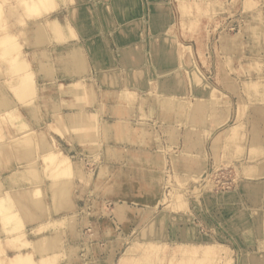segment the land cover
Instances as JSON below:
<instances>
[{"label":"rangeland","instance_id":"rangeland-1","mask_svg":"<svg viewBox=\"0 0 264 264\" xmlns=\"http://www.w3.org/2000/svg\"><path fill=\"white\" fill-rule=\"evenodd\" d=\"M5 1L0 0V5L7 24L0 28V36L4 33L11 41L4 38L5 44H2L0 40V49L29 44L25 40L20 44V37L10 32L9 21L14 17L24 27L31 20L42 23L43 27L39 25L42 32L47 30L49 21L58 22L46 16L47 11L49 14L56 9V0H36L38 11L26 12L23 19L19 13L14 14L19 7L11 9V0ZM177 8L192 24L203 25L202 32L197 34L203 55L201 50L198 53L203 57L196 60L194 50L183 45L186 40L177 32L155 34L156 42H170L174 48L160 49L157 53L159 60L150 67L148 98L138 97L133 91L127 96L131 91L127 88L105 98L100 92L98 76L92 80L83 76L42 84L36 81L30 62L36 56L47 58L41 61V70L43 65L51 69L50 50L35 52L23 47L21 53L10 59V65L1 63L0 100L3 96L8 98L9 106L21 116L15 119L14 125L8 118L0 119V144H5L0 149V174L7 176L3 179L4 192L10 197L21 193L25 205L17 209L22 219L19 229L7 230L0 237V244L4 252L8 248L10 259L20 251L35 264L51 263L52 255L45 252L50 247L46 245L38 247L45 252L38 259L32 252L22 250L30 246V239L36 235L41 237L35 242L45 241L44 237L48 236L45 231L52 226L49 202L44 194L45 188L52 190L53 187L47 184L52 178L44 173L52 172V168L46 170L45 161L38 154L45 142L71 160L69 173L67 169L56 172H62L58 176H70L69 183L63 187L68 189L67 196L73 189L74 198L81 203L77 212L82 217L78 234L86 242L80 243L79 249L88 255L92 248L89 240L96 243L94 247L99 246L98 223L94 220L109 213L112 206L108 204L105 208L104 196L98 189L100 153L125 148L124 160L116 163L119 178L142 187L151 180L147 162L141 164L132 155L137 138L162 141L163 146L152 147L171 155L170 159L153 163L158 170L153 174L154 184L160 188L158 205L150 209L154 217L126 236L125 245L115 260L119 259L118 264H255L256 259H264V0H178ZM228 22L235 29L230 30ZM194 35L189 34L187 40ZM14 61L19 62L18 66H26L25 69L11 72L10 68L17 67ZM117 72L126 79L124 84L134 83L128 81L126 70ZM27 83L33 87L34 95L21 103L17 95L25 91ZM146 99V106L153 113L151 128L135 122L140 121L135 109ZM110 106L119 107L123 116L107 111ZM109 114L113 118H108ZM19 119L28 123L31 130L30 146L22 144L26 154L22 148L17 150V141H12L29 129ZM19 123L22 128L18 127ZM31 167L38 172L34 174ZM15 169L21 170L27 179L11 180L9 174ZM37 185L39 196L34 190L23 194L26 188ZM124 188L134 190L136 186ZM125 194L135 195L132 191ZM27 196L28 200L33 197L32 200L25 201ZM13 225L16 226L15 222ZM17 240L23 241L20 247L11 244ZM6 259L0 260V264L11 263Z\"/></svg>","mask_w":264,"mask_h":264},{"label":"crops","instance_id":"crops-1","mask_svg":"<svg viewBox=\"0 0 264 264\" xmlns=\"http://www.w3.org/2000/svg\"><path fill=\"white\" fill-rule=\"evenodd\" d=\"M177 2L178 0H56V9L46 16L49 19H56L62 24L65 29L64 33H66L65 41H56L48 28L46 34H49H47L49 40L46 38L43 40V36L37 35H42L41 27L34 20L24 27L17 24L14 17L9 21L10 32L20 37V44L24 43V40L29 43L25 44L24 48L35 52L39 50L51 51L48 58L50 63H53L51 75L41 70V61L47 60V58L36 56L32 62L28 60L36 75V81H40L42 84L70 81L82 76H89L88 80H92L93 77L98 76L100 92L105 95V98H109L114 92L117 93L123 88L130 89L138 97L148 98L147 82L152 79L150 67L159 60L156 56L157 53L160 49L174 48L170 42H156L155 34L177 32L180 38L186 40L183 45L194 50L196 60L203 57L198 53V50H201L203 55V49L197 37L198 32H202L203 25L197 22L193 26L194 28H189L185 22L183 25L182 20H187V17L184 16L186 17L184 19L178 8L176 9ZM14 14H18L20 19H23V16L26 17L21 10ZM228 23L231 27L232 24ZM191 33L195 35L188 41V35ZM23 47L21 46V48ZM58 49L70 51L72 55L74 54L75 60H77V56L81 57L83 71L78 73L79 76L74 71L64 70L60 64L55 63L56 54L52 52ZM174 57L176 58V56ZM120 69L126 70L128 81L134 83L124 84L126 79H122L119 76L120 73L117 72ZM146 103L147 99L142 103V106L136 107L135 113L140 121L136 120L135 122L138 126H140L139 123H142L144 128H151L153 113ZM119 110V107L112 106L107 109L113 114L120 113L121 115ZM142 117L145 118L141 119ZM108 118L113 117L109 114ZM162 144V141L152 142L150 138H137L136 140L137 147L132 155H135L141 164L147 162V172L152 173L151 180L145 187L136 183L132 184L129 180L125 182L119 178L116 163L124 160L125 148L100 153L102 163L98 170L100 173L97 178L98 189L104 196L105 208L108 204L112 206H110L109 213L103 215L101 219L94 220L98 223L99 246L94 247L96 243L89 240L92 252L89 251L88 255L79 249L80 243L84 244L86 241H84V237L81 240L78 234L82 217L77 212L81 209V203L74 198V190L72 189L68 199L62 200L63 202L59 205L58 203L53 204L51 201L52 190L44 189L45 197L49 202L50 223H52L50 229L45 231L48 232L47 235L52 240V247L45 251L52 255L50 264H118L119 259L115 260L125 245L123 241L126 240V236H131L139 226L154 217V213L150 209L158 205L160 188L154 184L156 179L153 174L158 170L153 163L160 162L163 158L170 159L171 155L168 152L164 153L163 149L152 147L153 145L163 146ZM142 167L145 166L142 165ZM126 185L136 186V189L124 188ZM128 191L134 192L135 195L125 194ZM56 205L60 207L57 208L58 210L55 209ZM149 212L153 214L150 216ZM73 214L76 215L74 219L71 218ZM197 216L200 217L198 214ZM200 218L202 219V217ZM204 222L202 221L203 224ZM37 237L40 236L36 235L33 239L31 238L30 246L22 249L32 252L35 259L45 253L37 248L34 241ZM5 251L7 253L8 248Z\"/></svg>","mask_w":264,"mask_h":264},{"label":"bare ground","instance_id":"bare-ground-1","mask_svg":"<svg viewBox=\"0 0 264 264\" xmlns=\"http://www.w3.org/2000/svg\"><path fill=\"white\" fill-rule=\"evenodd\" d=\"M8 1V0H7ZM7 1H5V2H7ZM2 4V3H1ZM185 4V3H184ZM7 7V6H6ZM15 7H19L18 9L19 10H23L22 11V13H24L25 12V14H26V12H29V13H33V12H36V11H38V9H39V5H37V2H36V0H13L12 1V4H11V9L12 8H15ZM183 7V6H182ZM2 6L0 5V28H2V27H4L7 23H6V19H5V15L3 16V13H1L2 12ZM23 8V9H22ZM51 9H53V8H51ZM25 10V11H24ZM47 13H48V11H47ZM46 13V14H47ZM42 14V13H41ZM184 14V13H183ZM187 17V16H186ZM186 17H184V19H186ZM190 18V17H189ZM41 21V20H40ZM185 22V24H187L188 26H194L195 25V23H193L192 24V22H190L189 20H182V24ZM36 24V23H35ZM37 25H42V23H38L37 22ZM184 25V24H183ZM46 26H47V28L52 32V35H53V37L56 39V41H65V33H64V29L62 28V25L59 23V22H55L54 20H51V21H49V23H48V25L46 24ZM42 27H43V25H42ZM5 28V27H4ZM45 28V27H44ZM42 30V29H41ZM44 30V29H43ZM3 31H5V29L3 30ZM39 31V30H38ZM39 33V32H38ZM35 34H36V32H35ZM34 34V35H35ZM48 34V33H47ZM47 34H46V30L44 31V32H42V35L41 34H37L38 36H43V40H45V38L46 39H48V36H47ZM5 34L3 33V35L2 36H0L1 38H0V40H2V44H5V39H6V41H7V36H4ZM49 35V34H48ZM52 37V38H53ZM5 38V39H4ZM9 39V38H8ZM12 39V38H11ZM41 39V38H40ZM41 39V40H42ZM9 41H11L10 39H9ZM39 42H40V40H39ZM1 43V42H0ZM43 43V42H42ZM2 44H0V45H2ZM8 44H9V42H8ZM7 44V45H8ZM6 45V46H7ZM22 52V48H21V46H11V47H6V48H4V49H0V65H1V63L2 62H9V63H7L8 65H10L11 64V62H10V59L11 58H13V57H15V56H17L19 53H21ZM55 63H57V64H60V67H62V68H64V70L65 69H68V70H70V71H74V73H81L82 71H83V69H82V67H83V64L81 63L82 61H81V57L80 56H77V60H75V58H74V54L72 55L71 54V52L70 51H59V52H57L56 53V55H55ZM73 59V60H72ZM14 60V59H13ZM17 60V59H16ZM18 61V60H17ZM15 63V64H14ZM14 65H16V64H18L19 62H15L14 61ZM46 64V63H45ZM24 65V64H23ZM17 67H15V69H14V66L12 67V68H10V71L11 72H19L20 71V69L21 68H23L24 67V69H25V67L26 66H23V67H21L22 65H20L19 64V66L18 65H16ZM42 69H43V72H45L46 74H49L50 72H51V69H50V67H47L46 65H43L42 66ZM63 71V70H62ZM2 73H0V80H2ZM49 75H51V73L49 74ZM78 76H79V74H78ZM83 77V76H82ZM28 82V81H27ZM94 86V85H93ZM24 87H25V91L22 93V94H20V95H17V100L19 101V102H21V103H23V102H27V101H29L32 97H33V87L32 86H30V84H26V85H24ZM71 89V88H70ZM67 91H70V90H67ZM71 91H73V89H71ZM131 94H133V92L132 91H129L128 93H127V96L128 95H131ZM16 100V99H15ZM165 103H168V102H165ZM9 104H10V100H8V98H5L4 96L2 97V99L0 100V107H2L1 109H0V119H4L5 120V118H8L10 121V123H11V125L13 124H15L16 122H15V119L16 118H19V111L18 110H14L13 108H11L10 106H9ZM13 105V104H12ZM21 117V116H20ZM17 120V119H16ZM20 121H22L21 119H19ZM8 121V120H7ZM9 123V124H10ZM22 123H23V121H22ZM19 126L18 127H21L22 128V126L24 125V127L25 126H27V127H29V129H28V132H26V133H24V134H22L21 136L20 135H18V137L16 138V139H13L12 141H17V143H19L18 145H19V147H17V150L18 149H21L23 146H22V144L23 143H25L24 145L26 146L27 144L26 143H29V142H32V140H31V138H30V126H29V124L28 123H26L25 122V124L23 123V125L21 124V123H19L18 124ZM76 126V125H75ZM40 131V130H39ZM21 132V131H20ZM42 135V134H41ZM10 138H13L12 136L10 137ZM41 138V139H40ZM39 139L40 140H42L43 141V137H40ZM5 141H7L6 139H5ZM4 141V142H5ZM41 141V142H42ZM40 141H39V143H41ZM45 142V141H44ZM3 145H5L4 143H2ZM3 145H1L0 144V149H1V147L3 146ZM29 146H30V143L28 144ZM43 145V144H42ZM28 146V147H29ZM40 146H41V144L39 145V148H40ZM45 146V147H44ZM44 146H42V147H44V148H42L41 147V149H39V155L41 156V158H42V161L44 162L45 161V166H44V168L46 169V170H48V169H50V168H52V172H50V173H47V172H44V173H46V176H48L49 178L51 177L52 179L49 181H47V184H48V186L50 185L49 183H51V187H52V194H51V201H52V203L53 204H59L60 205V203L61 202H63L62 200H65V199H68V198H66V197H68L67 196V193H68V189L66 188V190H65V186H66V184L67 183H69V178H70V176H58V175H60V174H62V172H60V173H57L56 171H58V170H65V169H67V172L69 171V170H71V160L69 159V157L67 156V155H65L62 151H54L53 149H52V147H51V144H49L48 145V143H46L45 142V145ZM27 147V146H26ZM32 147V146H31ZM31 147L29 148V149H31ZM23 149V148H22ZM26 149H28V148H26ZM24 150V149H23ZM32 150V149H31ZM30 150V151H31ZM30 151L28 152V156H29V154H30ZM19 152H22V150H19ZM24 152H25V150H24ZM27 152H25V154H26ZM32 154H33V152H31ZM28 156H27V159H28ZM31 156H33V155H31ZM31 156L29 157V158H31ZM26 158V157H25ZM22 159V158H21ZM30 164H32L31 162H29ZM34 164H35V161H34ZM88 164V163H87ZM33 165V164H32ZM31 165V166H32ZM35 167V166H34ZM30 168V167H29ZM30 170H33V172H34V174H35V171L36 172H38V169H36V168H32L31 167V169ZM19 171H21V170H19V169H15V171L14 172H10V174H9V176L11 177V180H13V181H16V182H22L23 180H26L27 178H23L25 175H23L22 174V172H19ZM215 171V170H214ZM69 173V172H68ZM58 174V175H57ZM206 175V174H205ZM210 175V174H209ZM36 177L38 176V173H36V175H35ZM221 176V175H220ZM5 177H7V176H4V177H2L1 176V174H0V237H2L1 235L3 234V233H5L7 230L8 231H16L17 229H19V227H17V226H19L20 225V221H22V219H21V217H20V215L18 214V210L20 209V208H18V206L20 207L21 205H23V201H22V197L20 196V194H19V196L17 195H15V196H13V197H10V196H7V193H5L4 192V188H5V185L4 184H6L5 182H3V179L5 178ZM39 179V178H38ZM68 179V180H67ZM66 180L68 181V182H66ZM205 180V179H204ZM206 180H208V177L206 178ZM10 181V180H9ZM36 181V180H35ZM12 183V182H11ZM54 183V184H53ZM203 183V182H202ZM201 183V185H203ZM13 184V183H12ZM63 185H65L64 187H63ZM171 185V184H170ZM55 186V187H54ZM225 186V185H224ZM50 187V186H49ZM50 187V188H51ZM31 188V187H30ZM54 188V189H53ZM75 188V187H74ZM180 189V188H179ZM202 189V188H201ZM25 190V189H24ZM32 190H34V193L36 194V192H37V196H39V194L38 193H41V192H39L40 191V188H39V186L37 185V186H35L34 188H31V189H27L26 188V190H25V192L23 193V194H25L26 192H30V191H32ZM221 190V189H220ZM12 192V191H11ZM23 192V191H22ZM185 192V191H184ZM198 192V191H197ZM200 193V192H199ZM8 194H10V192H8ZM16 194V193H15ZM30 194V193H29ZM163 194V193H162ZM195 194V193H194ZM22 195V194H21ZM27 195H28V193H27ZM30 195H32V193L30 194ZM197 195V194H196ZM25 196V195H24ZM37 196H35V198L37 197ZM40 196H42V194H40ZM32 198L33 197H30V199L32 200ZM163 198V197H162ZM24 199H26L25 197H24ZM30 199L28 200V196H27V199L25 200V201H30ZM37 199V198H36ZM39 199H41V197H39ZM35 200V199H34ZM69 201V200H68ZM162 202V201H161ZM30 203V202H29ZM31 203H33L32 201H31ZM30 203V204H31ZM66 203V202H65ZM186 203V202H185ZM19 204V205H18ZM38 204H39V202H38ZM69 204V203H68ZM34 205V203L32 204V206ZM39 205H44V204H42V202H41V204H39ZM59 205L57 206L56 205V210H58L57 208L59 207ZM70 205V204H69ZM83 205V204H82ZM23 206H25V205H23ZM187 206V205H186ZM35 207H37V206H35ZM34 207V208H35ZM183 207V206H182ZM43 208H44V206H43ZM60 208V207H59ZM18 209V210H17ZM26 209H28V208H26ZM37 209V208H36ZM37 210H39V208L37 209ZM21 211H23V210H21ZM20 211V212H21ZM40 211H41V206H40ZM30 212V211H29ZM42 212V211H41ZM23 213V212H22ZM25 213V212H24ZM32 213V212H31ZM33 215V214H32ZM16 221H18V223L16 224ZM14 222H15V225L16 226H14L13 224H14ZM79 230V229H78ZM9 233V232H8ZM41 237V236H40ZM40 237H38V238H40ZM128 237V236H127ZM21 238V237H20ZM45 238V241L44 240H38L37 242H36V246H37V248L38 247H40V246H42V245H46V246H48V247H52V240H51V237H49V236H46V237H44ZM16 239V238H15ZM21 240V239H20ZM20 240H17V241H13L11 244L12 245H15L16 247H20L22 244H23V241L22 242H20ZM132 240V239H131ZM14 243V244H13ZM217 243V242H216ZM25 244V243H24ZM154 247V246H153ZM223 248H225V247H223ZM43 249H45V248H43ZM42 249V250H43ZM226 249V248H225ZM181 250H184V248H181ZM222 250V249H221ZM227 250V249H226ZM30 254V253H29ZM28 254V255H29ZM3 255H4V257H3ZM47 255V254H46ZM6 258H8L9 260H11V263L10 264H35V263H33V261H32V259H31V257H29V256H27L26 255V253H23V252H18V253H16V254H14L13 255V257H11V259H10V257L7 255V253L6 252H4V248H3V245L2 244H0V260L3 262ZM129 258V257H128ZM217 259V258H216ZM7 260V259H6ZM35 260V259H34ZM84 261V260H83ZM255 260H253V262H254ZM256 261L257 262H255V264H257V263H259V264H264V259L263 258H260V259H256ZM2 264V263H1ZM48 264V263H47ZM221 264V263H220ZM231 264V263H230Z\"/></svg>","mask_w":264,"mask_h":264},{"label":"built area","instance_id":"built-area-1","mask_svg":"<svg viewBox=\"0 0 264 264\" xmlns=\"http://www.w3.org/2000/svg\"><path fill=\"white\" fill-rule=\"evenodd\" d=\"M228 28H229L230 30H233V29H235V25H232L231 27L228 26Z\"/></svg>","mask_w":264,"mask_h":264}]
</instances>
